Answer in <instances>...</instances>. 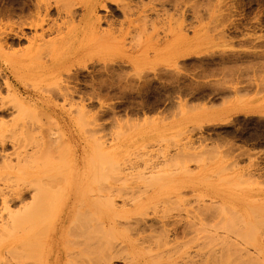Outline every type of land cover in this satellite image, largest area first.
<instances>
[{"label":"rangeland","instance_id":"rangeland-1","mask_svg":"<svg viewBox=\"0 0 264 264\" xmlns=\"http://www.w3.org/2000/svg\"><path fill=\"white\" fill-rule=\"evenodd\" d=\"M85 1L0 0V264H22L32 226L53 231L70 174L99 188L117 177L91 171L153 170L176 177L129 184L201 197V264H264V0H104L76 34ZM39 15L42 56L72 31L69 75L12 68L40 53Z\"/></svg>","mask_w":264,"mask_h":264},{"label":"bare ground","instance_id":"bare-ground-1","mask_svg":"<svg viewBox=\"0 0 264 264\" xmlns=\"http://www.w3.org/2000/svg\"><path fill=\"white\" fill-rule=\"evenodd\" d=\"M102 1L104 0L83 2L85 14L80 19V27H74V33L80 34L82 31L87 34L96 28V22L100 19L96 11ZM37 20L29 22L37 32L38 28L42 29L40 35L36 33L29 41L32 52L36 46L40 52L42 43L38 42L44 41L46 32L54 29L44 27L45 19L41 15ZM71 32H66L62 37L63 43L50 45L51 49L46 56H42L41 52L36 56L32 54L31 57L14 53V58L17 56L19 59L14 61L12 68L15 72L23 68L28 76L47 75V80L50 77L59 79L69 75L75 64H69L68 59L64 58V45ZM155 171L157 172L153 173V170V174L150 171L148 174L124 172L125 175L121 171H91V177H117L116 181H108L104 187L99 188L86 184L81 186L79 182L74 181L77 180L78 174H70L72 182L58 189L54 188L64 198L53 231H44L38 227L33 230V226L31 227L25 240V257L22 264H201L200 235L204 225L201 197L197 195L191 202L186 199L184 193L190 185H186L183 180L164 185L154 182L157 186L151 188L133 184L134 174L137 175V180L151 174L153 180L158 176L160 180L161 175L163 178L176 177L171 171ZM130 174L132 184L128 182ZM123 175L128 179H122ZM85 178H88V175ZM122 180L123 184L120 185ZM89 194L93 196L90 197ZM118 197L129 202L131 198L133 200L118 207L115 214L100 209V202L115 205ZM130 204L132 206L128 207ZM152 221L160 224V231L156 230ZM120 232L123 235L116 236ZM179 232L183 234L182 239L176 236Z\"/></svg>","mask_w":264,"mask_h":264}]
</instances>
